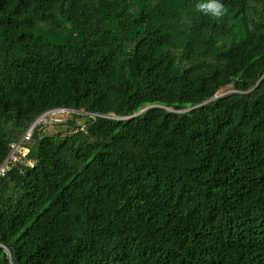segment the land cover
I'll return each mask as SVG.
<instances>
[{
  "label": "trees",
  "instance_id": "1",
  "mask_svg": "<svg viewBox=\"0 0 264 264\" xmlns=\"http://www.w3.org/2000/svg\"><path fill=\"white\" fill-rule=\"evenodd\" d=\"M198 2L0 0V167L86 112L0 175V264H264V0Z\"/></svg>",
  "mask_w": 264,
  "mask_h": 264
},
{
  "label": "built area",
  "instance_id": "2",
  "mask_svg": "<svg viewBox=\"0 0 264 264\" xmlns=\"http://www.w3.org/2000/svg\"><path fill=\"white\" fill-rule=\"evenodd\" d=\"M73 113L86 114V112L84 111H80V110L77 111L72 108L60 107V108L51 109L45 112L44 114H42L40 117H38V119L29 126L27 131L22 136L21 140L13 146L12 152L10 153L9 157L5 160V162L0 167V175L5 173V171L8 169L9 164L12 163L11 161L17 162V161L22 160L24 157H26L27 152L26 151L20 152V146L22 142L26 140H30L32 138V135L38 125L40 124L53 125L57 122L66 120L67 119L66 116L68 115L70 116ZM105 117L113 118V119H126V118H118L114 116H105Z\"/></svg>",
  "mask_w": 264,
  "mask_h": 264
},
{
  "label": "clouds",
  "instance_id": "3",
  "mask_svg": "<svg viewBox=\"0 0 264 264\" xmlns=\"http://www.w3.org/2000/svg\"><path fill=\"white\" fill-rule=\"evenodd\" d=\"M196 7L205 13H210L214 17H222L226 11L220 0H199Z\"/></svg>",
  "mask_w": 264,
  "mask_h": 264
},
{
  "label": "rangeland",
  "instance_id": "4",
  "mask_svg": "<svg viewBox=\"0 0 264 264\" xmlns=\"http://www.w3.org/2000/svg\"><path fill=\"white\" fill-rule=\"evenodd\" d=\"M231 93H233V90H226V91H222L221 93H219V97L221 96H227V95H230ZM49 127H47V129H50V130H55V128L52 126V125H48ZM46 131V130H45Z\"/></svg>",
  "mask_w": 264,
  "mask_h": 264
},
{
  "label": "water",
  "instance_id": "5",
  "mask_svg": "<svg viewBox=\"0 0 264 264\" xmlns=\"http://www.w3.org/2000/svg\"><path fill=\"white\" fill-rule=\"evenodd\" d=\"M216 98H218V96H216L214 99H216ZM214 99H213V100H214ZM210 101H212V100H210Z\"/></svg>",
  "mask_w": 264,
  "mask_h": 264
}]
</instances>
